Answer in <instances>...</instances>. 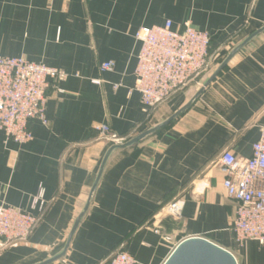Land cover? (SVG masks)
<instances>
[{"label":"crops","instance_id":"1","mask_svg":"<svg viewBox=\"0 0 264 264\" xmlns=\"http://www.w3.org/2000/svg\"><path fill=\"white\" fill-rule=\"evenodd\" d=\"M166 21L174 30L189 23L209 34L214 71L264 25V0H0V55L67 73L46 91L47 122L29 121L31 141L0 134V204L37 214L31 204L39 188L47 204L27 240L0 250V264H41L59 255L47 264H101L119 249L137 264H163L190 237L228 251L237 264H264V244L235 241L237 202L223 191L217 165L224 150L249 157L264 126V31L168 125L110 153L80 216L112 145L95 126L132 139L186 105L213 73L145 119L132 89L135 35ZM105 61L114 63L111 71L100 70ZM177 198L184 201L181 218L155 221Z\"/></svg>","mask_w":264,"mask_h":264},{"label":"built area","instance_id":"2","mask_svg":"<svg viewBox=\"0 0 264 264\" xmlns=\"http://www.w3.org/2000/svg\"><path fill=\"white\" fill-rule=\"evenodd\" d=\"M135 37L140 49L132 89L139 93L147 120L159 105L206 70L210 63V36L189 23L181 30H174L171 22L166 21L163 25L141 27ZM113 68L112 61L100 64L101 71ZM66 77L63 70L23 57L0 55V134L6 141L25 144L32 140L29 121L47 122L46 91L51 82L55 84ZM95 129L99 139L111 144L127 140L106 124L96 125ZM217 165L223 174V191L237 202L231 221L235 241L238 245L250 240L264 244V126L249 157H237L224 150ZM183 205L181 198L174 199L161 208L155 221L166 216L179 220ZM31 206L37 214L0 204V250L27 240L33 233L47 208L42 188L38 189ZM101 264H137V261L127 251L119 249Z\"/></svg>","mask_w":264,"mask_h":264},{"label":"water","instance_id":"3","mask_svg":"<svg viewBox=\"0 0 264 264\" xmlns=\"http://www.w3.org/2000/svg\"><path fill=\"white\" fill-rule=\"evenodd\" d=\"M264 31V25L254 31L252 34H250L242 43L234 47L230 53L223 59V61L219 64V66L213 71V73L208 77V79L205 81V83L202 85V87L195 93V95L191 98V100L184 105L182 108H180L178 111H176L173 115H171L168 119H166L164 122L156 125L153 128H150L141 134L137 135L136 137L129 139L121 144H114L111 145L110 148L106 151L102 162L99 167V171L96 177V180L94 182V185L91 188L85 209L83 213L80 215L82 216L87 209L90 200L92 198V194L94 192V189L99 181V178L102 174L103 168L105 166V163L110 155V153L116 149L121 147H127L130 145H133L137 143L138 141L142 140L149 134L157 131L158 129L168 125L172 120H174L180 113H182L184 110H186L196 98H198L205 87H207L216 76L226 67V65L229 63V61L240 51L253 37L257 36L259 33ZM80 216L76 219L72 230L69 235L68 243L71 239L72 234L74 233L77 224L79 222ZM67 243V245H68ZM61 255L52 258L48 261H45L41 264H47L49 262L54 261L55 259L59 258ZM163 264H237L235 258L232 256L231 253L228 251L208 242L207 240L200 238V237H190L187 239L182 240L172 251V253L169 255V257L166 259V261Z\"/></svg>","mask_w":264,"mask_h":264},{"label":"rangeland","instance_id":"4","mask_svg":"<svg viewBox=\"0 0 264 264\" xmlns=\"http://www.w3.org/2000/svg\"><path fill=\"white\" fill-rule=\"evenodd\" d=\"M216 64V63H215ZM213 59H211V56H210V63L208 65V67L206 68L205 71H203L202 73H200L195 79H193L186 87H188L189 85H193V86H197L199 87L204 81L205 79L207 78V75L210 74V72L213 71L214 69V66H213ZM184 87V88H186ZM183 88V89H184ZM182 89V90H183ZM114 145V144H112Z\"/></svg>","mask_w":264,"mask_h":264}]
</instances>
